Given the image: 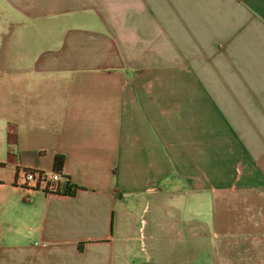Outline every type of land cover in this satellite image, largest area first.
Returning a JSON list of instances; mask_svg holds the SVG:
<instances>
[{"label": "crops", "instance_id": "0c3cea01", "mask_svg": "<svg viewBox=\"0 0 264 264\" xmlns=\"http://www.w3.org/2000/svg\"><path fill=\"white\" fill-rule=\"evenodd\" d=\"M0 6V264H138L168 196L264 264V0ZM58 154L74 195L16 184Z\"/></svg>", "mask_w": 264, "mask_h": 264}, {"label": "rangeland", "instance_id": "374dc122", "mask_svg": "<svg viewBox=\"0 0 264 264\" xmlns=\"http://www.w3.org/2000/svg\"><path fill=\"white\" fill-rule=\"evenodd\" d=\"M2 16L0 47L8 44L12 34L21 30L8 13ZM173 199L170 196L162 197L163 204L155 205L150 212L152 217L156 216V220L152 221L156 230L150 229V236L139 234L140 240L135 241L138 264H223V261H218V255L223 260L222 246L218 247L216 236H212L216 229L211 206L196 203L190 211L180 203L172 202L170 205L169 201ZM180 199L186 200L188 197L183 195ZM225 247L226 264L231 263L234 252L249 251L248 246L243 245L226 244Z\"/></svg>", "mask_w": 264, "mask_h": 264}, {"label": "built area", "instance_id": "2783aa9c", "mask_svg": "<svg viewBox=\"0 0 264 264\" xmlns=\"http://www.w3.org/2000/svg\"><path fill=\"white\" fill-rule=\"evenodd\" d=\"M62 174L52 170L45 171L40 169L24 168L16 179V184L29 191L33 190H52L56 182L60 181Z\"/></svg>", "mask_w": 264, "mask_h": 264}, {"label": "trees", "instance_id": "16d2710c", "mask_svg": "<svg viewBox=\"0 0 264 264\" xmlns=\"http://www.w3.org/2000/svg\"><path fill=\"white\" fill-rule=\"evenodd\" d=\"M65 157L62 154L56 155L54 159L53 170L62 174L64 167ZM79 187L72 185L69 178L62 174L60 181L56 182L52 190L46 189V192L61 194V195H74Z\"/></svg>", "mask_w": 264, "mask_h": 264}]
</instances>
